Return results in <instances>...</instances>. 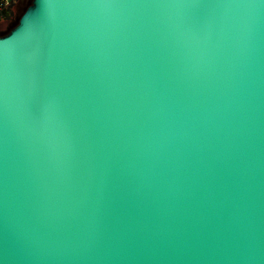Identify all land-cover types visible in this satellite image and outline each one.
<instances>
[{
	"label": "water",
	"instance_id": "1",
	"mask_svg": "<svg viewBox=\"0 0 264 264\" xmlns=\"http://www.w3.org/2000/svg\"><path fill=\"white\" fill-rule=\"evenodd\" d=\"M0 264H264V0H33L0 35Z\"/></svg>",
	"mask_w": 264,
	"mask_h": 264
},
{
	"label": "rangeland",
	"instance_id": "2",
	"mask_svg": "<svg viewBox=\"0 0 264 264\" xmlns=\"http://www.w3.org/2000/svg\"><path fill=\"white\" fill-rule=\"evenodd\" d=\"M11 0V7L8 13L0 20V34L6 35L12 27H14L26 8L32 3L33 0H20L14 2Z\"/></svg>",
	"mask_w": 264,
	"mask_h": 264
},
{
	"label": "built area",
	"instance_id": "3",
	"mask_svg": "<svg viewBox=\"0 0 264 264\" xmlns=\"http://www.w3.org/2000/svg\"><path fill=\"white\" fill-rule=\"evenodd\" d=\"M10 2H11L10 0H0V18L8 8Z\"/></svg>",
	"mask_w": 264,
	"mask_h": 264
},
{
	"label": "trees",
	"instance_id": "4",
	"mask_svg": "<svg viewBox=\"0 0 264 264\" xmlns=\"http://www.w3.org/2000/svg\"><path fill=\"white\" fill-rule=\"evenodd\" d=\"M17 1H20V0H16L15 2H17ZM11 5H12V3L10 2V4H9V6H8V8L6 9V11L4 12V14L2 15V17L0 18V20H2L3 19V17L8 13V11H9V9H10V7H11ZM19 24V21H18V23L14 26V27H12L11 29H10V31L6 34V35H8L17 25ZM1 35V34H0ZM6 35H1V36H6Z\"/></svg>",
	"mask_w": 264,
	"mask_h": 264
},
{
	"label": "crops",
	"instance_id": "5",
	"mask_svg": "<svg viewBox=\"0 0 264 264\" xmlns=\"http://www.w3.org/2000/svg\"><path fill=\"white\" fill-rule=\"evenodd\" d=\"M10 1H11V0H10ZM15 1H16V0H15ZM15 1H14V2H15Z\"/></svg>",
	"mask_w": 264,
	"mask_h": 264
}]
</instances>
